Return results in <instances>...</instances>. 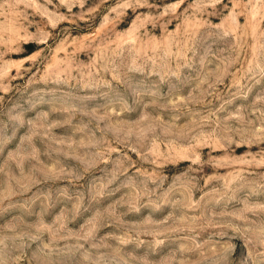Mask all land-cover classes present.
I'll list each match as a JSON object with an SVG mask.
<instances>
[{
  "label": "rangeland",
  "instance_id": "rangeland-1",
  "mask_svg": "<svg viewBox=\"0 0 264 264\" xmlns=\"http://www.w3.org/2000/svg\"><path fill=\"white\" fill-rule=\"evenodd\" d=\"M0 264H264V0H0Z\"/></svg>",
  "mask_w": 264,
  "mask_h": 264
}]
</instances>
